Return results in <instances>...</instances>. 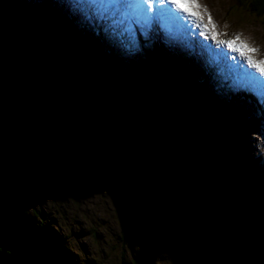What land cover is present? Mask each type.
I'll use <instances>...</instances> for the list:
<instances>
[{
    "label": "rangeland",
    "instance_id": "rangeland-1",
    "mask_svg": "<svg viewBox=\"0 0 264 264\" xmlns=\"http://www.w3.org/2000/svg\"><path fill=\"white\" fill-rule=\"evenodd\" d=\"M62 2L71 10L67 0H0V18L6 19L8 26L4 35L12 45V55L6 60L0 57V117L21 89L33 93L67 71H79L93 103L99 105L95 102L102 100L106 108H81L76 101H68V112L46 119L36 141L24 151L0 140V218L5 219L4 211L12 223L32 219L51 228L57 238L50 243L58 256H44L40 262L45 264H216L214 259L223 264H264V151L253 138L264 137V126H258L259 119L251 117L244 101L237 105L230 99L237 97L232 96L233 82L227 83L228 78L217 82L226 72L212 60L210 48L194 50L195 64L192 44L178 52L171 43L151 37L146 44L143 33L142 40L137 38L141 45L129 47L102 28L109 42L104 49L106 39L95 30L99 23L94 24L82 11L80 22L73 17L68 21ZM197 3L205 25V9L212 12L215 36L226 40L238 34L237 43L258 49L247 55L254 60L264 58V24L259 18L233 10L229 0ZM37 16L42 29L35 24ZM50 27L56 30L53 37ZM69 45L80 54L74 56ZM96 61L104 66L91 64ZM134 67L147 81L167 85L168 92L176 88L178 94L187 93L175 99L177 116L158 110L135 115L120 111L128 102L125 95L132 88L141 89ZM92 68L95 78L89 82L92 75L88 70ZM164 76L167 79L163 81ZM84 118L97 122L114 141L116 147L106 158L108 163L123 161L122 172L128 177L124 188L110 186L95 138L84 141L85 148L78 145V140L84 139H77ZM190 141L205 149V163L198 170L189 169L183 159L171 171L154 172L130 156L138 150L153 151L163 143L169 147L166 157L174 163L178 151L172 149L174 143L188 145ZM60 148L68 153L61 154ZM194 161L189 155L187 162L193 166ZM206 163L224 168L232 180L237 176L242 183L240 189L238 181L237 186L226 187L228 191L218 196L219 200L215 197L214 206L230 215L226 229L216 228L223 242L216 245L214 239L204 240L208 227L203 221L198 227L192 219L197 204L208 199L213 190V185L205 187L196 176ZM158 188L172 192L159 197ZM176 192L182 194L185 204L181 207H176ZM123 221L133 229H125ZM232 235L242 237L244 249L237 247Z\"/></svg>",
    "mask_w": 264,
    "mask_h": 264
},
{
    "label": "trees",
    "instance_id": "trees-1",
    "mask_svg": "<svg viewBox=\"0 0 264 264\" xmlns=\"http://www.w3.org/2000/svg\"><path fill=\"white\" fill-rule=\"evenodd\" d=\"M229 1V7L233 8V10H236L237 12L242 11L249 15H253L259 18L264 24V0ZM7 29V20L0 18V57L5 60L8 56L12 55V53H10L12 45H10V42H7L8 39H6L4 35V30ZM75 72L76 73L67 71L61 73L57 78L52 77V79L46 82L42 87L33 89V93H29L26 88L24 90L21 89L16 95H14L9 102L6 111L0 117V140L11 144L14 148L24 151L27 144H31L32 142L36 141L35 137L37 132L42 128L46 119L54 117L55 114L60 115L62 113L65 114L68 112L66 108V103L68 101H76V103L79 104L81 108L90 105H94L97 107V109L104 107L99 101L95 102L99 105L93 103L91 98L88 96V93L85 91L87 87L86 82H84L85 85H83L81 82V73L79 71ZM94 76L92 80L87 78V81L92 82L95 78ZM140 82L142 83L141 88L144 90H147L152 86L151 81L140 79ZM183 95L186 96L187 93H182V91L179 94L172 91H169L166 94L164 93L163 98L166 101L167 106L171 109L172 115L174 114L177 116V113L175 114V112H177V108L175 107L177 103L175 99L178 96L181 97ZM131 96L132 92L126 94L125 102L126 100H129ZM78 133L80 136L77 139L84 138L82 141L78 140V145L82 146L83 148L86 147V143L84 144V141L89 140L92 137L95 138V146L99 151L100 159L102 164H104L103 167L107 172V178L112 189L117 190V185H120L122 188H124L128 177L122 172L124 170L123 161L120 160L118 162L112 163L107 162L106 157L110 153V150L116 147L109 133L105 130H100L97 122L90 118H84L80 124V128L78 129ZM174 145L175 147H172V149H178V151L173 155L175 159L171 158L175 160V164L169 160L168 157H166L165 153L168 151L169 147H164L168 145H164L163 143L156 145L153 151L149 149H147L148 152L138 150L137 153L134 152V154L132 153L130 156L132 158H136L137 164L140 162L142 168L149 169L154 172L162 169L171 171L170 169L172 166L181 165V163H183V159L185 161V165H189V169L196 167L195 170H198L201 165H204L205 149L197 148L196 142L190 141L188 145L185 143L176 145L174 143ZM59 151L60 153L65 152L63 148H60ZM65 153H68V151ZM191 154L195 160V165L193 166L187 162L189 160V155ZM223 169L224 168H219L217 165L214 166V164L206 163L203 170L196 174V176L204 182L205 187L207 186V188H212L211 186L213 185V190L211 189V194L207 195L208 199L197 204V211L192 213V219L194 222H197L198 227L201 225L200 221H203L206 227H208L204 230V233L206 234L204 240L207 242L209 238L212 240L214 239L215 245L223 243L221 237H219L220 235L218 236L219 230L216 228L223 227V230L224 228L226 229V225L229 222L228 218H230V215H227L219 210L218 206H214L215 203H217L215 202V197L224 196L225 192L228 191L226 187L235 186V181H233L234 179L232 180L230 178L232 177L231 173L229 171L224 173ZM164 190L165 189L162 190L161 188H158L159 193L157 191L156 196L158 195L160 197L161 195L166 194V191L170 192L171 190L172 192V189L170 188H167L166 191ZM174 196L176 207H181L185 204L184 200L181 199L182 194L176 192ZM3 214L5 219L0 218V229H3L11 236L15 237L18 245L26 253L31 255L32 260L36 264H41L42 261L40 262V259L45 258L44 256H51L53 258L58 256L57 252H55L52 248V243H50V240L53 239V237H57L49 226H44L40 223L31 221L32 219H29L30 221L27 219H18L13 220L15 222L12 223L4 211ZM141 219H145L147 222L146 217L142 216ZM124 222L125 221H123L125 229L126 227H128L130 230L133 229V227L131 228L128 223ZM30 224L32 226H30ZM196 229L200 230L199 228ZM236 230L234 233L238 231ZM126 232L128 233V231H125V234ZM128 235L129 233L126 234L127 237ZM130 236L133 237V233H131ZM232 236L237 247H242L244 249V245L240 244V242L243 241L242 237L238 235ZM245 249L247 251V248ZM63 257L67 258L66 256ZM214 260L216 264H223V262L218 259ZM42 263L45 264L44 262Z\"/></svg>",
    "mask_w": 264,
    "mask_h": 264
},
{
    "label": "snow or ice",
    "instance_id": "snow-or-ice-1",
    "mask_svg": "<svg viewBox=\"0 0 264 264\" xmlns=\"http://www.w3.org/2000/svg\"><path fill=\"white\" fill-rule=\"evenodd\" d=\"M69 3L79 6L82 12L98 18L104 23L105 30L118 32L121 35L131 36L136 29L148 32L158 24H177L181 16L195 20L205 31H208V25H211L213 37L216 35V26L210 15L207 25L202 22L201 13L197 11L200 8L197 0H69ZM205 15H207L206 9ZM203 34L202 32L201 35ZM238 40L237 34L232 39L221 41V43L239 53L250 67L264 77V58L254 60L247 55L258 49L244 42L237 43ZM245 86L253 90L258 105L264 107V81H258L249 75Z\"/></svg>",
    "mask_w": 264,
    "mask_h": 264
},
{
    "label": "water",
    "instance_id": "water-1",
    "mask_svg": "<svg viewBox=\"0 0 264 264\" xmlns=\"http://www.w3.org/2000/svg\"><path fill=\"white\" fill-rule=\"evenodd\" d=\"M163 88L153 84L148 90H134L126 105L120 110L126 115L140 114L144 110L163 111L172 116L171 109L162 101ZM0 264H36L16 242L15 237L0 229Z\"/></svg>",
    "mask_w": 264,
    "mask_h": 264
},
{
    "label": "bare ground",
    "instance_id": "bare-ground-1",
    "mask_svg": "<svg viewBox=\"0 0 264 264\" xmlns=\"http://www.w3.org/2000/svg\"><path fill=\"white\" fill-rule=\"evenodd\" d=\"M71 4V3H70ZM60 6L62 7V8H66L67 7V11H64V13H65V15L67 14L68 16H69V19H67L68 21L69 20H71L72 19V17L73 18H77L76 20H78L79 22H80V20H81V18H80V13H81V10H80V8H79V6H77V5H74V4H71V10H70V7H69V10H68V6H66L65 5V3L64 2H62L61 4H60ZM66 20V21H67ZM67 21V22H68ZM95 22H97V19H95ZM102 28H104L105 29V26H104V23H100V25L98 26V29H97V33L98 34H100V35H102ZM75 31V30H74ZM107 33L108 32H110V31H108V30H105ZM208 31H209V34H210V40L211 41H213V43H214V45H216L218 48H220V49H223V47H224V45L221 43V42H219V41H217L216 39H215V37H213V35H212V32L209 30V28H208ZM112 32V31H111ZM117 33V32H116ZM150 34H149V36L152 38V39H158L161 35H162V33L161 32H158V31H156V30H153V31H151V32H149ZM77 35H78V32H77ZM103 36V38L104 39H106V37H104V35H102ZM75 39H77V37L75 38ZM104 45H102V48H104L105 49V47H107V43H109V42H107V39L105 40V41H103L102 42ZM106 45V46H105ZM111 45V44H110ZM112 46V45H111ZM133 47H135V46H137V45H132ZM139 46V45H138ZM137 46V47H138ZM210 54L214 57L215 56V54L214 53H212V52H210ZM129 55V54H128ZM127 55V56H128ZM126 56V57H127ZM218 64H219V62H218ZM204 77V76H203ZM209 78V77H208ZM217 78H219V76L217 77ZM164 79H167L166 78V76H164L163 78H162V80L164 81ZM198 80V79H197ZM153 83H155V84H157L155 81L153 82ZM162 88H163V91L164 92H168V90H167V88H168V86L166 85L165 86V84H163V83H160L159 84ZM171 91L172 92H175V89H171ZM163 92V93H164ZM251 97H252V99L253 100H255L256 101V99H255V97H254V95H252L251 94ZM213 99V98H212ZM260 136V135H259ZM261 137V136H260ZM253 138L256 140V142H257V144L259 145V149H260V151L262 152V151H264V137H261L262 139H260L257 135H253ZM255 150V149H254ZM258 154H260V152L259 151H257V150H255ZM80 216V215H79Z\"/></svg>",
    "mask_w": 264,
    "mask_h": 264
}]
</instances>
